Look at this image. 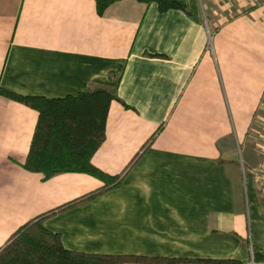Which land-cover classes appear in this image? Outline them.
<instances>
[{
	"label": "crops",
	"instance_id": "0c3cea01",
	"mask_svg": "<svg viewBox=\"0 0 264 264\" xmlns=\"http://www.w3.org/2000/svg\"><path fill=\"white\" fill-rule=\"evenodd\" d=\"M177 1L191 15L138 0L103 15L96 0H0V85L48 98L116 88L92 157L110 174L151 139L120 187L46 219L67 249L256 264L241 237L264 248V6ZM38 117L0 94V248L27 220L103 184L24 168Z\"/></svg>",
	"mask_w": 264,
	"mask_h": 264
},
{
	"label": "trees",
	"instance_id": "16d2710c",
	"mask_svg": "<svg viewBox=\"0 0 264 264\" xmlns=\"http://www.w3.org/2000/svg\"><path fill=\"white\" fill-rule=\"evenodd\" d=\"M119 0H96L98 14ZM156 2L160 12L180 9L190 12L177 0H138ZM150 54V53H148ZM159 55V54H153ZM118 83L121 76L109 74ZM0 94L24 103L39 112L24 168L39 172L44 179L61 173L81 172L100 179L102 186L40 213L24 222L0 248V264H128L159 262H197L200 264H246L235 258H169L135 254H97L67 249L62 236L45 226V221L62 211L85 204L110 190L120 187L128 171L140 160L149 146L145 142L118 174H110L92 162L95 151L106 137L110 104L120 100L116 88L92 87L76 95L48 98L24 95L0 85ZM220 163L235 160L219 159ZM241 247L251 249L254 263H264V248L241 237Z\"/></svg>",
	"mask_w": 264,
	"mask_h": 264
},
{
	"label": "rangeland",
	"instance_id": "374dc122",
	"mask_svg": "<svg viewBox=\"0 0 264 264\" xmlns=\"http://www.w3.org/2000/svg\"><path fill=\"white\" fill-rule=\"evenodd\" d=\"M263 165H264V163L262 164V166H260L259 168H258V170H257V172H258V175L259 176H262L261 174L263 173L262 171H261V169L263 168ZM262 181V184L264 185V179L262 180V179H260V182ZM261 187H262V190H263V187L264 186H262L261 185ZM262 202H263V205H264V192H262Z\"/></svg>",
	"mask_w": 264,
	"mask_h": 264
},
{
	"label": "built area",
	"instance_id": "2783aa9c",
	"mask_svg": "<svg viewBox=\"0 0 264 264\" xmlns=\"http://www.w3.org/2000/svg\"><path fill=\"white\" fill-rule=\"evenodd\" d=\"M256 3H261L263 6H264V0H254ZM261 171L263 172L260 176V178L263 180L264 179V165H263V168L261 169Z\"/></svg>",
	"mask_w": 264,
	"mask_h": 264
}]
</instances>
